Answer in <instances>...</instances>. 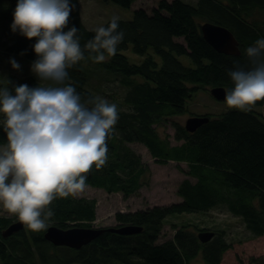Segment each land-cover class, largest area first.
I'll return each instance as SVG.
<instances>
[{
    "label": "trees",
    "instance_id": "obj_1",
    "mask_svg": "<svg viewBox=\"0 0 264 264\" xmlns=\"http://www.w3.org/2000/svg\"><path fill=\"white\" fill-rule=\"evenodd\" d=\"M112 1L130 7L135 0ZM17 2L0 0V68L6 70L3 77L8 79L0 88L13 94L15 86L40 83L31 71L37 59L33 48L37 38L28 39L11 29ZM70 2L76 7L65 31L77 27L83 48L94 37V29L109 26L111 19L91 27L83 18L80 0ZM206 21L229 28L240 53L216 51L201 33L200 25ZM118 24L124 38L114 56L96 63L91 59L94 54L85 51V59L68 69V82L83 99L99 95L118 106L119 119L107 139V162L99 170L94 164L85 183L126 197L138 192L147 172L131 145L139 142L158 162L186 163L182 169L186 177L177 192L181 200L119 212L115 227L132 224L142 231L126 235L105 230L79 249L55 245L44 234L51 225L65 229L92 226L97 217L95 198L53 200L48 207L54 215L39 232L23 226L5 236L3 231L18 219L0 214V264H190L199 255L205 264H221L233 242L219 228H213L210 240L202 242L198 231L207 227L175 224L172 238L160 241L168 216L213 209L240 218L250 236L264 234V100L247 112L229 109L214 118L204 114L210 120L194 132L174 121V142L161 136L157 128L168 118L185 113L188 100L200 88L234 87L228 73L237 62L245 69L251 67L245 50L264 38V0H160L151 12L139 7L131 19L119 18ZM131 48L143 57L141 61L132 62L125 54ZM182 55L189 57L191 65L180 60ZM12 59L20 64L19 70L12 67ZM110 81L119 84V94ZM6 144L0 126V146ZM257 263L264 264V259L258 258Z\"/></svg>",
    "mask_w": 264,
    "mask_h": 264
},
{
    "label": "clouds",
    "instance_id": "obj_2",
    "mask_svg": "<svg viewBox=\"0 0 264 264\" xmlns=\"http://www.w3.org/2000/svg\"><path fill=\"white\" fill-rule=\"evenodd\" d=\"M75 7L70 0H18L11 24L13 32L37 38L31 71L40 83L15 86L14 94L0 88V126L7 138L0 148V204L35 232L48 227L53 200L76 197L92 166L99 170L106 164L107 139L119 119L115 103L99 95L83 99L68 82V69L85 59V51L96 63L116 54L124 38L119 17L94 29L82 48L79 29L65 31ZM245 55L251 67L237 62L229 71L234 87L225 88V101L229 109L247 112L264 100V38ZM10 62L20 69L15 59Z\"/></svg>",
    "mask_w": 264,
    "mask_h": 264
},
{
    "label": "rangeland",
    "instance_id": "obj_3",
    "mask_svg": "<svg viewBox=\"0 0 264 264\" xmlns=\"http://www.w3.org/2000/svg\"><path fill=\"white\" fill-rule=\"evenodd\" d=\"M159 1L135 0L130 7H124L112 0H80L83 18L91 27L103 24L114 15L123 19H131L134 10L139 7H144L147 11L151 12L158 6ZM185 1L195 3L197 0ZM179 40L182 41L183 38H179ZM124 52L132 62H139L143 58L134 53L132 48ZM179 58L185 64L191 65L188 56L182 55ZM5 59L3 57V60ZM5 71L3 68H0V86L7 83L8 79H4L3 77ZM14 73L16 75V71ZM109 84H111L113 91L114 87L117 88L119 85L117 82ZM210 89L202 87L197 90L188 100V110L185 113L168 118L165 120V124L159 125L157 128L161 136H169L172 142H174L173 136L176 130L173 125L174 121L184 126L186 120L193 115L210 114L214 118L229 110L226 106V101L214 98L210 93ZM120 91L121 88L118 87L117 94ZM106 98L110 99L111 97L106 96ZM131 145L141 155L142 160L147 165L144 182L138 192L127 197L121 192H107L102 188L86 185L84 191L78 193L77 196H86L97 200V217L93 221L92 226H114L117 224L119 212L135 211L154 205H167L181 200L177 192L180 182L186 177L182 171V169L186 168V163L173 160L167 163L158 162L145 145L139 142ZM2 147L0 146V148ZM0 214L16 219L15 215L10 214L4 209L2 204H0ZM175 224H195L199 227H207L210 230L213 228L224 230L226 233L225 237L233 242V246L223 253L221 264H258V258L264 259V234L256 237L250 236L244 230L241 219L224 210L213 209L206 213L170 215L166 219L160 241L172 238ZM254 259H257V262ZM190 264H205V262L202 256L199 255Z\"/></svg>",
    "mask_w": 264,
    "mask_h": 264
},
{
    "label": "water",
    "instance_id": "obj_4",
    "mask_svg": "<svg viewBox=\"0 0 264 264\" xmlns=\"http://www.w3.org/2000/svg\"><path fill=\"white\" fill-rule=\"evenodd\" d=\"M201 33L204 39L218 52L238 55L240 53L239 42L233 32L218 23L206 21L200 25ZM211 95L218 100H225V87L214 86L210 89ZM208 115H193L189 117L184 127L186 130L194 132L199 126L208 122ZM23 223L13 222L8 226L3 234L11 235L23 228ZM138 225H122L118 227H95V226H74L71 228H61L55 225L48 227L44 238L55 245H64L72 248H81L97 238L105 230L114 231L120 234H136L142 231ZM214 232L209 229L199 230L198 237L202 242H207L213 236Z\"/></svg>",
    "mask_w": 264,
    "mask_h": 264
}]
</instances>
